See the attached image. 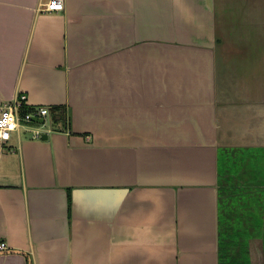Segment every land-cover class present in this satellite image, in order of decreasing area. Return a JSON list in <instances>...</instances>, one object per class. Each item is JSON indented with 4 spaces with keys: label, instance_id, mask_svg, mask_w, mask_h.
Masks as SVG:
<instances>
[{
    "label": "crops",
    "instance_id": "obj_1",
    "mask_svg": "<svg viewBox=\"0 0 264 264\" xmlns=\"http://www.w3.org/2000/svg\"><path fill=\"white\" fill-rule=\"evenodd\" d=\"M41 1L0 0V110L25 93L73 123L0 141V264H216L213 188L196 184L213 154L180 147L212 111L166 48L230 31L236 0Z\"/></svg>",
    "mask_w": 264,
    "mask_h": 264
},
{
    "label": "water",
    "instance_id": "obj_2",
    "mask_svg": "<svg viewBox=\"0 0 264 264\" xmlns=\"http://www.w3.org/2000/svg\"><path fill=\"white\" fill-rule=\"evenodd\" d=\"M232 8L230 31L194 33L202 45L167 36L166 48L167 72L177 65L175 56L190 57L186 71L198 76L186 86L205 90L190 94L192 106L212 111L202 117L213 120L211 125L182 129L180 147L208 148L213 154V173H198L196 184L213 188L210 254L216 264H225L227 242L237 235H247L252 250L264 248V0H236ZM57 114L72 128L65 108ZM34 120L44 122L45 117ZM48 137L44 132L42 139Z\"/></svg>",
    "mask_w": 264,
    "mask_h": 264
},
{
    "label": "built area",
    "instance_id": "obj_3",
    "mask_svg": "<svg viewBox=\"0 0 264 264\" xmlns=\"http://www.w3.org/2000/svg\"><path fill=\"white\" fill-rule=\"evenodd\" d=\"M65 7V0H46L41 1L39 8L45 10H62ZM27 94L15 97L10 102L5 104L0 110V141L9 140L14 131L19 130L21 126H28L26 123L35 122L41 125L46 124V118L48 113L51 111L48 105H36L33 106L31 110L23 112L22 107L26 104ZM34 117H45L44 122L35 121ZM34 126V136L35 138H41L44 132H49L54 129L48 127L47 129L42 126ZM7 248V242H0V249Z\"/></svg>",
    "mask_w": 264,
    "mask_h": 264
},
{
    "label": "flooded vegetation",
    "instance_id": "obj_4",
    "mask_svg": "<svg viewBox=\"0 0 264 264\" xmlns=\"http://www.w3.org/2000/svg\"><path fill=\"white\" fill-rule=\"evenodd\" d=\"M245 236L247 235H237L232 240L229 239L227 247L230 248V251L225 256V264H264V248H257L258 252L252 250L249 242L244 239ZM257 243L263 244L261 241ZM254 254H257V257L254 258Z\"/></svg>",
    "mask_w": 264,
    "mask_h": 264
},
{
    "label": "rangeland",
    "instance_id": "obj_5",
    "mask_svg": "<svg viewBox=\"0 0 264 264\" xmlns=\"http://www.w3.org/2000/svg\"><path fill=\"white\" fill-rule=\"evenodd\" d=\"M60 120H57L56 118H55V114H53V112H49L48 113V115H47V118H46V124L45 125H41V124H39V123H35V122H29V123H26L28 126L25 128V131H26V133L30 136V137H33L34 136V131H33V127L34 126H42L43 128H45V129H47L48 127H52V128H59V129H63L62 127H57V126H60L61 124V122H59ZM42 138V137H41ZM259 243H260V241H259ZM260 246H261V244H260ZM261 247H259V249H260ZM259 249L258 250H256L257 252L259 251ZM254 256V258H255V256L257 257V254L255 255H253Z\"/></svg>",
    "mask_w": 264,
    "mask_h": 264
},
{
    "label": "trees",
    "instance_id": "obj_6",
    "mask_svg": "<svg viewBox=\"0 0 264 264\" xmlns=\"http://www.w3.org/2000/svg\"><path fill=\"white\" fill-rule=\"evenodd\" d=\"M55 109H58V111H60V110H62V108H61V105H55V107H54ZM61 108V109H60ZM32 109V107H29V106H27V105H23V107H22V111L23 112H26V111H29V110H31ZM58 115V114H57ZM57 115L55 116V118L57 117ZM59 122H62V123H64V128H67V123L66 122H63L62 120H60ZM70 126H68V128H69ZM54 129H57V128H54ZM60 130H64V129H60ZM68 130H71V129H68Z\"/></svg>",
    "mask_w": 264,
    "mask_h": 264
}]
</instances>
